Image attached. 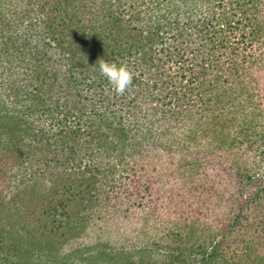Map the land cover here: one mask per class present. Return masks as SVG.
Wrapping results in <instances>:
<instances>
[{
    "label": "trees",
    "instance_id": "1",
    "mask_svg": "<svg viewBox=\"0 0 264 264\" xmlns=\"http://www.w3.org/2000/svg\"><path fill=\"white\" fill-rule=\"evenodd\" d=\"M258 42L264 0H0V264L251 262L264 250V171L238 172L239 214L211 226L192 200L207 198L206 160L228 168L225 150L191 164L185 147L135 133L249 80L264 111ZM101 59L133 72L123 95ZM196 223L212 233L192 241ZM230 240L247 253H226Z\"/></svg>",
    "mask_w": 264,
    "mask_h": 264
},
{
    "label": "rangeland",
    "instance_id": "2",
    "mask_svg": "<svg viewBox=\"0 0 264 264\" xmlns=\"http://www.w3.org/2000/svg\"><path fill=\"white\" fill-rule=\"evenodd\" d=\"M263 49L264 43L258 42L251 52V58L258 57ZM241 61L244 63L243 60ZM218 95L221 99L218 105L212 103L210 107L200 110L197 108L199 106L192 104V102L196 103L197 99L190 98L188 109L184 108L188 112L178 115L180 110H177L174 113L175 117L167 115L163 120L151 118L152 123L143 121V127L135 133L137 136H146V140H153L156 137L161 143L172 142L176 146L185 147L187 160L191 164L198 155L203 158L201 154H208L215 148L225 150L222 153L224 155L222 161L228 168L224 171L223 167L214 166L217 163L214 162L215 158L206 160L210 163L207 165L206 176L202 183L206 187L204 196L207 198L198 199L201 192L198 187L192 200L194 203H204L205 207L209 208L211 226L217 225L218 221H215L217 215L221 219L225 218L230 210L234 211L233 216L239 214L235 201L240 198L242 189L248 188L249 184L240 178L238 172L251 175L253 172L264 171V166L261 167L262 169L257 168V162L263 159L264 151V111L254 84L250 80L244 84L240 82L237 89L224 91L221 88ZM142 103L141 116L143 120H149L152 113L149 111L150 106L144 99ZM194 166L195 164L188 166L185 173H189ZM139 212L147 216L142 210ZM156 225L154 220L150 219L146 231L151 232ZM192 231L191 239L195 241L208 236L213 228L207 224L196 223ZM233 240L228 244L231 248L228 250L225 248L226 253L234 252L237 253L236 256L247 253L245 244L241 245L239 242L238 245V242L233 243ZM253 249L252 260L248 264L263 263L264 250L256 247Z\"/></svg>",
    "mask_w": 264,
    "mask_h": 264
},
{
    "label": "clouds",
    "instance_id": "3",
    "mask_svg": "<svg viewBox=\"0 0 264 264\" xmlns=\"http://www.w3.org/2000/svg\"><path fill=\"white\" fill-rule=\"evenodd\" d=\"M99 70L117 95H123L132 86L134 74L125 63L118 66L115 62L110 63L101 59ZM48 186H51L50 183Z\"/></svg>",
    "mask_w": 264,
    "mask_h": 264
}]
</instances>
